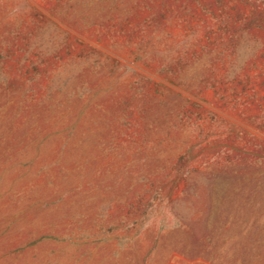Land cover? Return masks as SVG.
<instances>
[{"label": "rangeland", "instance_id": "rangeland-1", "mask_svg": "<svg viewBox=\"0 0 264 264\" xmlns=\"http://www.w3.org/2000/svg\"><path fill=\"white\" fill-rule=\"evenodd\" d=\"M0 264H264V0H0Z\"/></svg>", "mask_w": 264, "mask_h": 264}]
</instances>
